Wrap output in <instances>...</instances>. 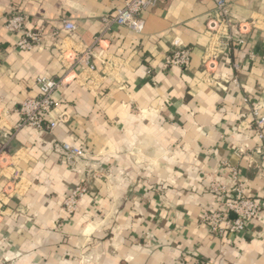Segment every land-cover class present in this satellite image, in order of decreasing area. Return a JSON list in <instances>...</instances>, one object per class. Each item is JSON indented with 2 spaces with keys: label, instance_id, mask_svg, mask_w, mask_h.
Masks as SVG:
<instances>
[{
  "label": "crops",
  "instance_id": "crops-1",
  "mask_svg": "<svg viewBox=\"0 0 264 264\" xmlns=\"http://www.w3.org/2000/svg\"><path fill=\"white\" fill-rule=\"evenodd\" d=\"M125 1L0 0V264H264V213L240 236L201 223L217 204L211 184L232 190L231 169L264 204V140L252 115L264 106V0H227L247 23L246 44L208 72L212 0H160L142 14V34L105 33L96 72L74 65ZM14 12L42 30L41 48L15 50ZM175 39L191 49L185 70L166 67ZM40 77L65 79L57 107L43 133L17 130ZM52 120L61 123L50 132ZM61 143L84 148L86 160L70 166ZM81 184L89 194L69 215L65 197Z\"/></svg>",
  "mask_w": 264,
  "mask_h": 264
},
{
  "label": "built area",
  "instance_id": "built-area-1",
  "mask_svg": "<svg viewBox=\"0 0 264 264\" xmlns=\"http://www.w3.org/2000/svg\"><path fill=\"white\" fill-rule=\"evenodd\" d=\"M215 4L214 13L207 24V34L210 43L207 49V56L203 64L206 72L209 66L214 63L221 54H225L232 45L243 47L246 44L247 23L237 20L232 15L227 0H212ZM160 0H126L123 6L117 9L114 14L103 19L104 31L97 37L95 43L75 56L74 65L84 67L88 72H96L93 64L95 59L96 46L100 45L106 32L111 31L114 26L124 27L136 34L144 31V21L141 16L144 12L155 8ZM7 30L19 36L15 50L32 51L41 48L44 41L42 30H31L28 28V18L20 12H14L7 20ZM62 30L68 35L76 31L74 24L64 21ZM58 33H54L55 40ZM172 53L166 59L167 68H179L185 70L191 62V49L184 45L179 39L172 42ZM65 79L53 80L46 77L37 78L38 96L24 101L19 113L21 115L17 130L29 128L35 132L43 133L48 117L51 116L55 107V94L65 85ZM245 102H249L248 99ZM254 126L259 139L264 140V106L254 104L252 106ZM61 120H52L49 123L50 132L55 130ZM6 139L12 136H5ZM58 151L70 166L75 165L78 160H86L88 154L84 148H77L68 143H61L57 146ZM3 152H0V158ZM1 164V162H0ZM232 190L229 192L225 186L213 182L210 190L217 196V204L201 213V223L215 236L224 237L227 234L244 235L248 232L253 221L264 213V204L249 196L245 191L239 173L231 169ZM89 194L85 184L73 188L65 197L64 209L69 215L78 210L79 202ZM234 218H232V216Z\"/></svg>",
  "mask_w": 264,
  "mask_h": 264
},
{
  "label": "water",
  "instance_id": "water-1",
  "mask_svg": "<svg viewBox=\"0 0 264 264\" xmlns=\"http://www.w3.org/2000/svg\"><path fill=\"white\" fill-rule=\"evenodd\" d=\"M232 216V218H234V216L233 215H231Z\"/></svg>",
  "mask_w": 264,
  "mask_h": 264
}]
</instances>
